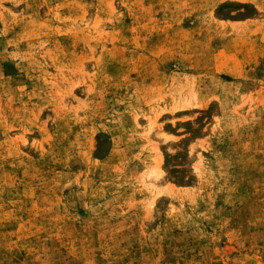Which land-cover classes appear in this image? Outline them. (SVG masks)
<instances>
[{"label":"rangeland","instance_id":"rangeland-1","mask_svg":"<svg viewBox=\"0 0 264 264\" xmlns=\"http://www.w3.org/2000/svg\"><path fill=\"white\" fill-rule=\"evenodd\" d=\"M0 264H264V0H0Z\"/></svg>","mask_w":264,"mask_h":264},{"label":"bare ground","instance_id":"bare-ground-1","mask_svg":"<svg viewBox=\"0 0 264 264\" xmlns=\"http://www.w3.org/2000/svg\"><path fill=\"white\" fill-rule=\"evenodd\" d=\"M152 176H151V178H152V183H149V185L151 186V187H155V184L157 183V178H158V173L155 171V170H153L151 173H150ZM150 176V175H149ZM150 181V180H149Z\"/></svg>","mask_w":264,"mask_h":264}]
</instances>
